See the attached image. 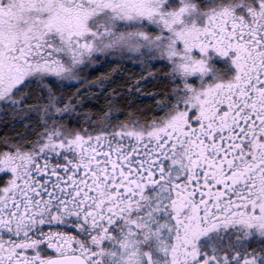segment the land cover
<instances>
[{"label":"snow or ice","instance_id":"snow-or-ice-1","mask_svg":"<svg viewBox=\"0 0 264 264\" xmlns=\"http://www.w3.org/2000/svg\"><path fill=\"white\" fill-rule=\"evenodd\" d=\"M0 123V264H264V0H0Z\"/></svg>","mask_w":264,"mask_h":264},{"label":"trees","instance_id":"trees-1","mask_svg":"<svg viewBox=\"0 0 264 264\" xmlns=\"http://www.w3.org/2000/svg\"><path fill=\"white\" fill-rule=\"evenodd\" d=\"M107 72H111V68H104L101 66L99 70H86L85 77L91 81H96L99 78L103 77L104 74ZM133 74L138 75L136 68H132L130 72L124 73V76L122 79L114 77L116 79V83L113 84L112 87H108L107 84L103 86V88L106 89V91L102 92L100 89H94L92 93L84 97L85 111L95 112V111H98L102 107H106L108 104L109 94L112 93L113 89H115L118 93L123 94V96L116 95L112 97L113 101H119V106H122L124 108H129V105L125 102L127 100L126 81L130 80ZM86 87L87 85L83 86L81 88V91H84ZM160 87H162V85H160ZM142 91L145 93L149 91L155 92L157 91V87L149 85L146 88L142 89ZM74 93H76V89L72 88V89L67 90L66 95L71 96ZM141 100L145 107L153 103L152 98L147 95L142 96ZM17 130L22 131V129H17ZM6 133L13 134V129L9 125L0 123V136Z\"/></svg>","mask_w":264,"mask_h":264}]
</instances>
